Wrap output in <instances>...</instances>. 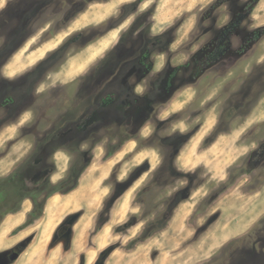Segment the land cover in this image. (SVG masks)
Wrapping results in <instances>:
<instances>
[{
	"label": "rangeland",
	"instance_id": "obj_1",
	"mask_svg": "<svg viewBox=\"0 0 264 264\" xmlns=\"http://www.w3.org/2000/svg\"><path fill=\"white\" fill-rule=\"evenodd\" d=\"M5 178L7 264H264V0H0Z\"/></svg>",
	"mask_w": 264,
	"mask_h": 264
},
{
	"label": "trees",
	"instance_id": "obj_2",
	"mask_svg": "<svg viewBox=\"0 0 264 264\" xmlns=\"http://www.w3.org/2000/svg\"><path fill=\"white\" fill-rule=\"evenodd\" d=\"M85 167L86 166H83L82 170L79 171L73 168V166H71L68 170L69 171L68 176L62 178L56 184L51 183L49 180L42 181L39 184V186L31 192V196L33 199V206L28 214L29 218L32 217L37 218L42 214L45 202L48 199V197H50L51 195L57 192L66 193L75 189L77 186L78 177L81 174V172L85 169ZM75 173L78 174L76 175ZM71 176H73V179H71ZM11 178L7 179L8 183L6 185L3 184V186L0 189L5 190L6 187L17 186V182L9 181ZM40 197L42 198L41 201H39ZM11 211L8 210L9 213H11Z\"/></svg>",
	"mask_w": 264,
	"mask_h": 264
},
{
	"label": "flooded vegetation",
	"instance_id": "obj_3",
	"mask_svg": "<svg viewBox=\"0 0 264 264\" xmlns=\"http://www.w3.org/2000/svg\"><path fill=\"white\" fill-rule=\"evenodd\" d=\"M247 1V0H246ZM244 5H246V4H244ZM28 164V162L26 161V163H24V165H22V168H24L26 165ZM16 175H14V177H15ZM13 177V176H12ZM9 179V178H8ZM45 180H48V179H45ZM45 180H43V181H45ZM13 181H15V180H13ZM7 182V178H5L4 179V182L2 183L1 181H0V188L3 186V184H5ZM16 182V181H15ZM13 184H14V182H13ZM17 184H18V188H17V190H18V193H17V196H19V197H21V196H23V197H25L24 196V194H25V192L24 191H22L23 189H21V184L22 183H20V182H17ZM74 190V189H73ZM4 189L2 190V189H0V195L1 194H4ZM70 192V191H69ZM2 197H4V204L6 205L9 201H11V199H10V197H5V196H2ZM28 198H30V200H31V203H32V206H33V199H32V196H31V193L28 195ZM1 203V202H0ZM7 206H9V205H7ZM14 253H18V252H14V251H12L10 254H8V257H9V260H10V262L12 263V262H14L18 257H19V255H20V253H18V257L14 260V261H11V255L12 254H14ZM1 256H3V255H1ZM0 264H7L4 260H1L0 261ZM8 264H10V263H8Z\"/></svg>",
	"mask_w": 264,
	"mask_h": 264
},
{
	"label": "water",
	"instance_id": "obj_4",
	"mask_svg": "<svg viewBox=\"0 0 264 264\" xmlns=\"http://www.w3.org/2000/svg\"><path fill=\"white\" fill-rule=\"evenodd\" d=\"M18 257V253H14L11 255V261H14Z\"/></svg>",
	"mask_w": 264,
	"mask_h": 264
},
{
	"label": "bare ground",
	"instance_id": "obj_5",
	"mask_svg": "<svg viewBox=\"0 0 264 264\" xmlns=\"http://www.w3.org/2000/svg\"><path fill=\"white\" fill-rule=\"evenodd\" d=\"M255 196V195H254ZM23 212V211H22ZM20 214V213H19ZM2 231V230H1ZM4 231V230H3ZM224 230H223V228L220 230V232L222 233V234H225L226 232H223ZM218 242V239L216 238V243Z\"/></svg>",
	"mask_w": 264,
	"mask_h": 264
}]
</instances>
